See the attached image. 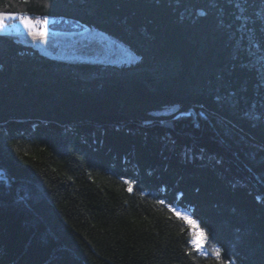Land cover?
Masks as SVG:
<instances>
[{
	"label": "trees",
	"instance_id": "16d2710c",
	"mask_svg": "<svg viewBox=\"0 0 264 264\" xmlns=\"http://www.w3.org/2000/svg\"><path fill=\"white\" fill-rule=\"evenodd\" d=\"M53 21L49 34L85 28ZM0 174V264H264V146L204 109L161 123L10 121ZM172 208L208 234L202 250Z\"/></svg>",
	"mask_w": 264,
	"mask_h": 264
},
{
	"label": "water",
	"instance_id": "95a60500",
	"mask_svg": "<svg viewBox=\"0 0 264 264\" xmlns=\"http://www.w3.org/2000/svg\"><path fill=\"white\" fill-rule=\"evenodd\" d=\"M0 13L87 28L0 34V124L166 122L200 108L264 146V0H0Z\"/></svg>",
	"mask_w": 264,
	"mask_h": 264
},
{
	"label": "snow or ice",
	"instance_id": "6c2138e0",
	"mask_svg": "<svg viewBox=\"0 0 264 264\" xmlns=\"http://www.w3.org/2000/svg\"><path fill=\"white\" fill-rule=\"evenodd\" d=\"M239 4H237V7ZM3 19H19L25 28L29 31V34L33 37L37 38H44L48 35L49 32V20L47 17L40 19L37 18L33 20L30 16L24 15V14H7V13H0V21ZM4 25L0 23V29H2ZM126 183L129 184L128 192H133L132 187V181H126ZM164 200H160V203H164ZM174 214L182 221H184L187 225L191 228V240L190 243L193 245V247L200 251L203 249L206 242H208V234L200 227L198 222L194 220L190 215L185 214L176 208L171 209ZM217 256L219 257V252L217 253Z\"/></svg>",
	"mask_w": 264,
	"mask_h": 264
},
{
	"label": "rangeland",
	"instance_id": "374dc122",
	"mask_svg": "<svg viewBox=\"0 0 264 264\" xmlns=\"http://www.w3.org/2000/svg\"><path fill=\"white\" fill-rule=\"evenodd\" d=\"M32 19L35 20L37 18H32ZM40 19H43V18H40ZM48 20H49L48 27H49V31H50V27H51V24L54 23V21H53L54 19L48 18ZM0 23H2L4 25V27L2 29H0V33H9V34H11L12 32H16V33H22V34H24L26 32H29L25 28V26L23 25V23L20 20H18V19H3L2 21H0ZM85 30H87L86 27L84 29L80 30V31H83L84 32ZM73 34H75V33H73ZM69 35H71V34H69ZM198 109H200V108H198Z\"/></svg>",
	"mask_w": 264,
	"mask_h": 264
},
{
	"label": "bare ground",
	"instance_id": "6f19581e",
	"mask_svg": "<svg viewBox=\"0 0 264 264\" xmlns=\"http://www.w3.org/2000/svg\"><path fill=\"white\" fill-rule=\"evenodd\" d=\"M10 14V13H9ZM31 18H36V17H32V16H30ZM19 20V19H18ZM85 31H87V30H85ZM84 31V32H85ZM0 34H9V33H0ZM11 34H14V35H23V36H31L30 34H29V32H26V33H24V34H22V33H16V32H12ZM48 35H51V36H54L55 34H48ZM60 36V35H59ZM63 36V35H62ZM167 106H171V107H173V108H175V107H178L179 108V106L180 105H178V104H176V103H174V101H170L169 103H168V105ZM205 110V109H204ZM207 111V110H206ZM207 112H209V111H207ZM210 113H212V112H210ZM212 114H214V113H212ZM180 115H183V114H179L178 116H180ZM215 116H218L219 118H221L219 115H217V114H214ZM221 119H223V118H221ZM174 120V119H173ZM224 120V119H223ZM29 121H37V120H29ZM40 121V120H39ZM128 121H139V120H134V119H130V120H128ZM172 121V120H171ZM9 122V121H8ZM8 122H6V123H8ZM85 122H88V123H93V124H99V123H103V122H91V121H85ZM139 122H141V121H139ZM6 123H4V124H6ZM79 123H82V122H79ZM111 123H116V122H111ZM126 123V122H125ZM143 123H146V122H143ZM150 123H155V122H150ZM161 123V122H160ZM58 124V123H57ZM73 124H76V123H69V124H65V125H73ZM0 125H2V124H0ZM61 125V124H60ZM232 125V124H231ZM1 178H2V176H1V174H0V180H1ZM205 246V245H204Z\"/></svg>",
	"mask_w": 264,
	"mask_h": 264
},
{
	"label": "flooded vegetation",
	"instance_id": "af4514ba",
	"mask_svg": "<svg viewBox=\"0 0 264 264\" xmlns=\"http://www.w3.org/2000/svg\"><path fill=\"white\" fill-rule=\"evenodd\" d=\"M83 31H80L79 33H82Z\"/></svg>",
	"mask_w": 264,
	"mask_h": 264
}]
</instances>
